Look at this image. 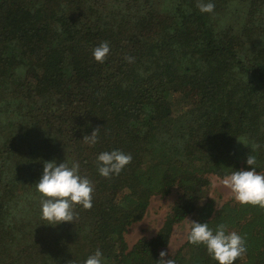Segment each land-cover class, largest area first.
<instances>
[{"label": "trees", "instance_id": "trees-1", "mask_svg": "<svg viewBox=\"0 0 264 264\" xmlns=\"http://www.w3.org/2000/svg\"><path fill=\"white\" fill-rule=\"evenodd\" d=\"M207 2L0 0V264H84L97 249L104 264H160L192 220L243 236L234 264H264V207L209 196L210 176L251 167L249 155L264 173V0L201 12ZM113 149L132 159L103 177L96 157ZM53 159L79 162L94 189L91 208L56 226L35 188ZM173 192L156 235L130 244L152 197ZM169 258L217 264L187 239Z\"/></svg>", "mask_w": 264, "mask_h": 264}, {"label": "clouds", "instance_id": "clouds-1", "mask_svg": "<svg viewBox=\"0 0 264 264\" xmlns=\"http://www.w3.org/2000/svg\"><path fill=\"white\" fill-rule=\"evenodd\" d=\"M198 7L201 12L210 13L214 3L209 0L207 3H199ZM109 52V44L101 42L93 48L92 55L97 62L103 63ZM127 59L131 61L133 58ZM83 140L89 145H95L99 140L98 128L84 135ZM131 159V154L119 149L103 151L96 157L97 171L103 177L119 175ZM246 164L251 167L235 168L223 177L222 184L231 190L237 202L264 207V173L257 170L255 156L249 155ZM35 188L40 194V216L45 221L43 224L56 226L74 221L76 205L84 209L92 207L93 184L88 177L81 175L79 162L69 163L64 160L57 163L54 159L44 161ZM187 240L194 245H204L217 264H234L246 251L243 236L236 231H229L224 224L213 228L207 221L192 220ZM167 255L166 251L160 252V264H175L172 258L164 259ZM84 264H104L102 251L97 249L90 254Z\"/></svg>", "mask_w": 264, "mask_h": 264}, {"label": "rangeland", "instance_id": "rangeland-1", "mask_svg": "<svg viewBox=\"0 0 264 264\" xmlns=\"http://www.w3.org/2000/svg\"><path fill=\"white\" fill-rule=\"evenodd\" d=\"M193 94H190L192 97ZM211 186L209 189V196L215 202L216 207H220L226 203L235 204L237 202L231 190L222 184V179L215 175H211ZM177 197V192H173L166 196H154L147 210L144 219L140 222L133 224L126 233V238L130 244H134L142 237H152L161 228L166 214L170 210L172 204ZM190 224L184 222L176 226L171 238L170 245L163 249L168 254L177 250L187 239Z\"/></svg>", "mask_w": 264, "mask_h": 264}]
</instances>
